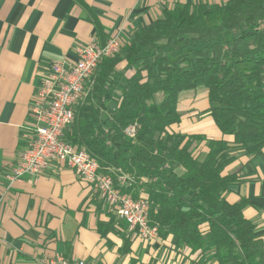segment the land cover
<instances>
[{"label":"trees","instance_id":"trees-1","mask_svg":"<svg viewBox=\"0 0 264 264\" xmlns=\"http://www.w3.org/2000/svg\"><path fill=\"white\" fill-rule=\"evenodd\" d=\"M121 63L132 70L125 80ZM263 76L264 0L177 4L102 60L63 140L86 151L114 182L117 171L147 180L130 189L150 203L160 239L193 251L212 245L216 264H264V243L243 215L248 201L225 199L241 175L223 174L240 153L252 158L264 147ZM198 88L232 141L165 131L180 121L179 95ZM133 124L139 129L129 139L124 130ZM201 140L208 147L203 160L190 149Z\"/></svg>","mask_w":264,"mask_h":264},{"label":"crops","instance_id":"crops-1","mask_svg":"<svg viewBox=\"0 0 264 264\" xmlns=\"http://www.w3.org/2000/svg\"><path fill=\"white\" fill-rule=\"evenodd\" d=\"M83 1L85 8L76 0H0V264H38L54 254L92 264H216L212 245L193 251L175 246L172 237L144 243L104 205L92 184L63 163L8 185L5 174L24 151V135L34 126L29 108L52 61L73 63L75 47L93 39L103 45L118 35L125 45L135 30L177 4L228 0ZM117 69L123 80L132 74L125 64ZM262 81L264 88V76ZM177 111L180 121L166 129L169 134L233 140L214 124L204 88L182 92ZM206 140L191 144L199 160L208 152ZM235 172L241 176L225 199L248 201L243 215L264 243V147L252 158L240 153L223 174Z\"/></svg>","mask_w":264,"mask_h":264},{"label":"built area","instance_id":"built-area-1","mask_svg":"<svg viewBox=\"0 0 264 264\" xmlns=\"http://www.w3.org/2000/svg\"><path fill=\"white\" fill-rule=\"evenodd\" d=\"M122 47L118 35L109 38L103 45L93 39L86 45L75 47L76 60L73 63L65 60L50 63L48 74L36 88L29 108L34 119L33 129L24 135V151L5 174V179L11 186L25 177L43 176L53 162L63 163L79 178L92 184L104 205L115 211L130 232L149 244L160 240L158 226L150 220L151 206L141 196L143 192L135 199L130 189L135 182L145 183L147 180L142 177L135 179L117 171L115 183L109 174L99 172L98 163L86 151L63 140L64 130L73 122L75 106L84 101L86 86L92 82L96 68L103 59L119 54ZM138 129L137 124L130 125L125 128L124 134L132 139ZM38 264L92 263L54 254L40 259Z\"/></svg>","mask_w":264,"mask_h":264},{"label":"rangeland","instance_id":"rangeland-1","mask_svg":"<svg viewBox=\"0 0 264 264\" xmlns=\"http://www.w3.org/2000/svg\"><path fill=\"white\" fill-rule=\"evenodd\" d=\"M156 99H157V101L159 100V97H156ZM167 133H168V131L167 130H165Z\"/></svg>","mask_w":264,"mask_h":264}]
</instances>
